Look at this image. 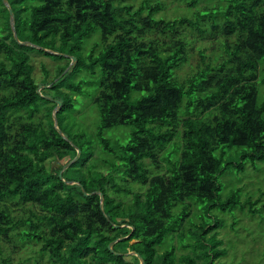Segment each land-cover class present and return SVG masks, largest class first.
<instances>
[{
  "label": "trees",
  "instance_id": "16d2710c",
  "mask_svg": "<svg viewBox=\"0 0 264 264\" xmlns=\"http://www.w3.org/2000/svg\"><path fill=\"white\" fill-rule=\"evenodd\" d=\"M180 1L186 9L199 2ZM6 2L19 42L60 55L16 44L0 2V242L38 243L49 264H139L127 252L142 264H221L222 222H203L204 212L246 205L253 214L260 200L241 201L239 189L220 197L216 177L264 162L256 83L264 71V0H229L222 12L194 19H164L158 0ZM184 30L223 41L216 56L179 80L175 70L190 48ZM28 51L64 64L50 80L42 68L35 82ZM213 58L220 60L209 68ZM86 97L96 121L85 131L77 129L75 107ZM53 101L63 138L53 128ZM98 151L105 157L95 161ZM82 191L99 193L101 202ZM127 194L128 203L117 199ZM173 239L185 252L165 247Z\"/></svg>",
  "mask_w": 264,
  "mask_h": 264
},
{
  "label": "rangeland",
  "instance_id": "374dc122",
  "mask_svg": "<svg viewBox=\"0 0 264 264\" xmlns=\"http://www.w3.org/2000/svg\"><path fill=\"white\" fill-rule=\"evenodd\" d=\"M158 1L161 2L166 8L164 14L162 13L164 19H168L170 17H184L187 19L192 17L194 19L198 16L204 15L206 18H210L211 14L222 12L226 8L227 2L229 0H199V2L197 1L195 7L192 9H186L180 0ZM215 17L217 19L218 16H213L212 18ZM183 34H185V38L189 42L188 44L190 45V48H187L189 50H187L188 58L186 63H182L180 67L175 70V77L179 80L191 75L197 68H200L202 62L208 63L207 57L216 56L219 53V44L223 41L220 38H217L215 41H207L202 39V37L198 36L197 34H189L187 30H184ZM94 38L96 37L93 36L84 42L83 48L85 50H87L90 45L95 42ZM163 39L166 42L168 41L167 38ZM200 52L201 56L198 55ZM25 54L28 56V64L32 68V77L35 82H39L44 78L42 68L48 71L46 80H50L55 74V68L64 64V60L54 61L48 57H44L43 54H38L35 51H28L25 52ZM219 60L220 59L216 61V58L211 59L210 61L212 63L211 65H208V67L216 65ZM260 64L264 65V61H261ZM67 69L68 68L65 70ZM80 77H82V75H80L78 78ZM261 80H264V71L262 69L259 70V76L256 82L258 85V102L264 100V85H260ZM39 90H41V88ZM87 101H89L88 97H86L85 100H82V102L77 104L75 107V110L79 112V114L76 115V118L79 117L77 119V129H82V127H84L85 131L93 128V125L96 121L95 108L92 103ZM124 129L125 128H117L116 133L119 132L122 134L124 133ZM179 131L180 128L178 127L176 129V133ZM108 133L109 132H107V134ZM118 138H123L122 141L125 140V137L123 136ZM177 141L178 138L174 140V142ZM232 151L233 150H231L230 153ZM228 155L229 152L226 151L225 158L228 157ZM99 157L105 156L98 151L95 153L94 160L96 161ZM143 163L148 168H153L149 166L151 163L148 159H144ZM249 164L245 163L244 169L241 172H238L235 168H232L231 170L226 169V171H223L221 174L217 175L216 181L220 188L219 196L222 198H225V196L228 195L232 190L239 189L241 201L246 197H251V200L260 199L258 200V204L255 207L254 213H249L247 211L248 207L245 205L241 209L236 208L231 211H220L218 209H213L209 214H205V212L203 214V216L206 215L202 219L203 222H210L212 219H217L222 222L221 228L218 230L216 235V238L222 241L219 248L225 250L224 255L216 261L221 264H264V162H256L254 167ZM55 165L56 164L54 163L53 166ZM163 165L164 163L161 161L160 166ZM45 166L48 168L47 164H45ZM96 166L98 171L104 172V168L99 166L98 162H96ZM162 171L163 170L160 168L158 169L157 173H162ZM131 188L132 192H142V188H138L136 185H131ZM261 194L263 195L259 198ZM117 199L128 203L130 200V194L123 196L120 195ZM176 207L172 209V213L176 212ZM191 212L195 213L197 211L192 208ZM19 214L20 212L18 215ZM190 217L193 218V214H191ZM184 226H186V223H184ZM13 242L10 244L0 242V262L2 259L7 258L11 264H32V262L27 259L34 258L37 260L35 264H49L47 256L45 254L41 255L38 253L40 244H26L20 247V244H17V241H15L16 246L13 247ZM166 246H174L176 255L185 252V250L178 247L177 241L175 239H173L170 243L166 242L165 247ZM165 247L163 245V247L159 248V251H162ZM125 255L129 256L128 252L125 253Z\"/></svg>",
  "mask_w": 264,
  "mask_h": 264
},
{
  "label": "water",
  "instance_id": "95a60500",
  "mask_svg": "<svg viewBox=\"0 0 264 264\" xmlns=\"http://www.w3.org/2000/svg\"><path fill=\"white\" fill-rule=\"evenodd\" d=\"M0 2H1L2 5L6 8V10H7V12H8V23H9V28H10V30H11L12 38H13V40H14V42H15L16 44H18V45H22V46L27 45V46L31 47L32 49L40 50L41 52H44V53H48V54H52V55H60V54H57V53H55V52L49 51V50H47V49H43V48H41V47H37V46H34V45H30V44H27V43H25V42H19V41L16 39V35H15V32H14V27H13V15H12L10 9H9V6H8L6 0H0ZM70 60H71V63H72V62H73V58H70ZM71 63L68 64L67 68L70 67ZM64 71H66V70H64ZM63 73H64V72H63ZM45 87H47V86H45ZM40 88H43V87H39V88L37 89V92L39 91ZM45 99L50 100V99L47 98V97H46ZM53 102L55 103V108H53V110H52L53 128L56 130V132L58 133V135H59L60 137L63 138L61 132H60V131L57 129V127H56V122H55V119H54V117H53V113L57 111V109L59 108L60 104H59L58 101H53ZM76 154H78V151H77V150H76ZM75 158H76V156H75V157H74V158H73L68 164H66V165L64 166V169H65V168H66V167H67V166H68V165H69V164H70ZM60 175H61V171L58 173L57 176L60 178ZM65 183L71 185V184H73L74 182H65ZM82 193H83V195H85V196H88V195H91V194H97V195L99 196V197H98V198H99V202H101V195H100L99 193H97V192H93V193H91V194H87V193H84V192L82 191ZM119 240H120V238L117 239V240L114 241V242L109 243V244L107 245V248L110 249L111 245L114 244L115 242L119 241ZM128 255H134V256H136V258L138 259L139 264H142L141 259H140V258H139L134 252H128Z\"/></svg>",
  "mask_w": 264,
  "mask_h": 264
}]
</instances>
